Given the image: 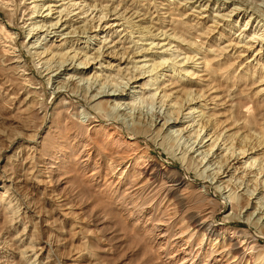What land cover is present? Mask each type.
<instances>
[{"label":"bare ground","instance_id":"1","mask_svg":"<svg viewBox=\"0 0 264 264\" xmlns=\"http://www.w3.org/2000/svg\"><path fill=\"white\" fill-rule=\"evenodd\" d=\"M46 1L33 0L29 2L30 5L27 6L28 8L26 7L31 11L29 19L35 17L42 18L40 21H35L27 25L29 26L27 36L31 35L30 38L36 36L34 42L27 49H29V52L30 49H34L31 54L36 60L37 66L39 65L41 67L40 69L43 68L46 71V76H48L46 81L47 85L50 84V88L52 89L51 93L56 94L55 96L59 93L64 94L65 92L70 95L81 96L83 110L80 113L75 111V114L82 116L83 119L86 118V122L88 123L96 121L95 116L93 118L89 117L91 114L89 111L93 110V113L97 111V117L112 120L125 126L132 136L131 138L121 136V143H127V147L130 146L135 149H140V145L136 141L137 137L140 136L150 138L153 141L158 140L160 141L159 145L162 146L165 143V145L175 147L170 152L174 153L179 150L175 154L180 156L177 158L179 160L180 170L186 172V174L190 170H194L198 178H210V182L212 183L215 180L213 184H215L216 190L223 192L225 195L227 193L226 198L229 200L231 209L230 215L233 213L239 214L241 210L243 211L244 208H248L250 206V197L257 191L254 197L256 200L252 204L253 210L248 214L246 213L247 217L245 219L241 218L243 219L242 223L247 227H255L259 232L264 233V207L262 208V204L264 203L263 0H160V2L153 0L158 11L166 6L164 8L166 9L164 14H167L166 16L169 18L168 21L160 15L161 17L157 19L159 22H157L161 26L156 27V25V28H154L153 20L149 18L151 14L147 15L149 13V10L147 11L148 7L144 6L145 9L141 13L140 11L142 10H139L138 7H133L134 9L129 8L130 5L128 6V4L124 3L125 0H120L119 3L116 2L117 5L111 4L108 10L107 5H101V2H95V0H90L88 3L86 2L88 0H83L82 2L76 0H49L50 2L48 3ZM121 1L123 2L122 5L120 4ZM12 2V0H0V7L6 9L7 12H12L13 7L10 8V6H13ZM58 2L60 3L58 4ZM147 4L150 3L147 2ZM211 4H214V6L211 7ZM215 6L216 8L214 9ZM97 7H100L99 10H96ZM170 7H173L176 11L181 10L180 15L183 18L186 16L190 17L191 15L193 18H197V21H194L195 23H191L193 22V18L191 19L190 17V19L182 24L185 25L190 22L193 26L192 30L194 29L195 39L200 37L199 35H202L207 40L203 41V38H201L202 41L198 39L195 43L191 40L194 37L187 36L192 31L190 33L186 32L187 35L182 32L184 29L182 30L181 27L179 28L182 31L180 29L178 31V25L176 26V23L179 24V22H176L177 19L175 20L174 18H176V15H179V12H176L177 14L173 13ZM105 8L106 13H104ZM121 9L123 11L120 13L119 11ZM89 10L90 13H88ZM94 10L98 12L97 16L96 13L92 15ZM35 12L40 14L32 16ZM108 13L116 15L113 18L117 19V21L121 20V23L114 21L107 25L100 24L99 22L103 21ZM241 14L246 15V24L238 32L235 29L237 23L234 25L233 19L230 17L235 15L240 16ZM134 18H139V22H148L149 24L147 26H142V24L138 23L135 24L133 21ZM164 18L167 20L166 23L169 28H166ZM135 27L136 32L140 33L141 36L138 35L140 38L132 41L135 44L132 47L136 46L134 50L128 51L131 46L124 47L123 44L117 48L120 51H117L116 47L117 43H120L119 40L115 42H113L114 40L110 41L111 45L107 46L109 45L107 38L113 36L114 32H117V28L118 31H126L125 38H127L134 33L133 29ZM0 28L2 30L0 34L2 51L11 56L9 61L13 64V69L20 71L24 76V80L29 83L28 88L32 89L29 94L42 96L43 99L44 95L41 93V88L37 89V87H32V76L30 77L29 75L31 74L26 72L27 67L23 53L18 49L16 43H13L14 40L10 29L2 23H0ZM114 28L116 29L114 30ZM129 28L131 29L129 30ZM198 31L201 34H198ZM246 33H250V35L248 39L246 38L248 41L243 44V40L247 37L245 36ZM216 34L218 35L216 36ZM49 36L57 38L49 39L48 41H44V43L41 41L46 40ZM91 40L97 43L101 42L102 45L97 48H91ZM140 40H150V43H144L149 47L137 46L136 44H139L138 42ZM155 40H158V42L155 43ZM220 40H223L222 43L224 41L226 43L221 45L222 43H218ZM152 47L161 50L160 52H153L150 55L153 56L152 59L150 57L147 59L146 57L148 55L146 54L151 51ZM127 48L129 49L127 50ZM168 50H171V52L169 53ZM248 51L254 53L252 58H244L245 52ZM182 52L183 57H180ZM129 53H132L131 55L134 57H140L134 61L132 58H129ZM165 55L168 56L165 57ZM104 57L118 61L115 64L117 68H113L111 64L109 65V62L107 64V66L109 65L108 67L99 63ZM179 57L181 59L174 61ZM149 60H151V64L142 70L141 68L145 65H139V63L141 64V62ZM123 62L125 64L132 63V66L129 64L131 67H126L125 65V69L120 68L119 65ZM97 63L101 67H98L96 65ZM62 67L63 69L61 70ZM106 67L109 70L107 74L103 73L102 70ZM68 70L69 72L65 73L67 77L60 79L61 74H64L63 72ZM55 71L58 73L53 77L52 73ZM111 72L115 74L112 75ZM145 73L148 74L145 75ZM184 77H186L185 80L182 79ZM119 78H121V81L123 79H126V81L117 82ZM83 81L84 83H82ZM130 83H136V87L134 93L128 97L126 95L131 87ZM193 84L200 85L203 89H193ZM106 86H110V88L106 90ZM142 103H146V107H148L147 105H151V107L156 106L155 108H158V110L152 112L145 119V116H142V112L140 111L143 107V105L142 107L140 105ZM38 104L42 106V102ZM162 107H164V111L161 112ZM45 115L46 111L43 116L45 117ZM160 121L163 122L159 124ZM153 126L154 128H152ZM173 132L177 133V135L174 136ZM181 139H183L182 142ZM92 144L93 153L100 155L102 165L114 171L117 167L115 165H118L120 160L113 154L118 162L114 163L110 159L112 157L111 149H109L110 152L102 153L97 150L94 142ZM109 146L107 145L105 150ZM144 148L140 149L139 153L130 157L128 156L129 158L126 161L123 160L125 164L127 163L121 172V174H124V171H126V177L128 176L126 190L130 194L132 192L133 194L138 192L141 194L152 183H158V185L160 184V186L167 189L166 194H164L165 196L172 194L170 197L167 196L166 200H169V202H172L176 206L181 205V197L173 191L185 181L181 176L177 178L174 176L175 179L173 178V174L179 175V169L175 171L177 174L171 172L170 168L161 165L156 157L149 153L146 148L144 150ZM49 151H46L44 155H50ZM194 153H197L196 157L193 156ZM109 156L111 157L109 158ZM118 156L120 155L118 154ZM212 166L215 167L212 168ZM210 170L213 171L211 172ZM225 173L226 175H224ZM99 174V170H94L93 175L98 176ZM225 177L227 179H224ZM135 178H140V180L143 179L144 181L140 185H137L140 181L136 182ZM242 185L246 190L243 193L237 192V189L242 187ZM135 186H139L136 192H134L136 189L134 188ZM130 189L132 190L129 191ZM207 191L208 189L206 188L204 192ZM150 193L149 191L146 195L149 197ZM146 198L147 196L144 199L147 200ZM127 200L123 199L124 202ZM145 200L142 201V204ZM12 201L5 204L3 220L0 224L12 223L14 220L16 208L14 207L15 204L12 206ZM28 204L27 206H30V203ZM254 214L255 216L252 218L251 216ZM197 215H189L187 217V226H185L192 228L193 233H191V237H194V234L197 233L200 237L194 257H197L198 254L199 256L201 255V247L203 244L207 245L205 252L202 253L206 257L202 264H224V261H221L220 258L217 259L216 256L225 258L224 260L229 259L230 256L232 258L231 262L233 263L229 264H234L235 262V264H238L237 260L240 263L243 261L244 264H264V249L259 250L256 247L259 241L254 236L251 237L250 235V237H247L248 233L244 225L239 224L244 228L243 230L229 227L224 223L214 225L212 215L208 214V216L206 215L207 217L205 216L201 220H199L200 218ZM191 237L188 239V242H191ZM3 242L5 241L3 240ZM241 245H243V249L242 252H239ZM188 249L185 254L191 255L194 248L188 247ZM188 261L189 259L187 260L184 257L182 259L180 258L175 264H187ZM190 264L194 263L191 262ZM225 264L228 263L225 262Z\"/></svg>","mask_w":264,"mask_h":264},{"label":"rangeland","instance_id":"2","mask_svg":"<svg viewBox=\"0 0 264 264\" xmlns=\"http://www.w3.org/2000/svg\"><path fill=\"white\" fill-rule=\"evenodd\" d=\"M12 1L13 6H10V8L13 7L12 12H7L6 9L0 7V23L10 29L14 40H12L13 43H16L18 49L23 53V58L25 59V65L27 67L26 72L31 74L29 75L30 77L32 76V87H37V89L41 88V93L44 96L42 99V96L29 94V92L32 91V89L28 88L29 83L24 80V76L20 71L13 69V64L9 61L11 56L2 51V43H0V222L3 220V211L6 203L13 200L12 206L15 204L14 207L16 208L14 213L15 221L13 220L12 223L0 224V264H175L180 258L182 259L184 257L187 260L189 259L187 264L191 262L194 264H202L206 258L202 253L205 252L207 245L203 244L201 247V255L199 256L198 254L197 257H194L200 237L198 233L194 234V237H191L193 230L192 228L186 227L187 217L192 214H198L199 220L203 219L206 215L208 216V214L212 215V218H214V225H221L224 223L229 227L241 230L244 228L239 224L244 225L248 233L247 237H250V235L251 237L254 236L259 241L256 247L259 250L264 249V233L259 232L255 227L250 228L242 223V218L245 219L247 217L246 215L253 210L252 204H254L256 200L254 197L257 191L251 196L252 198L250 197V206H248V208H244L239 214L233 213L234 215H230L231 209L229 200L226 198L227 193L225 195L223 192L216 190L215 184H213L215 180H213L212 183L210 182V178H198L194 170H190L187 174L180 170L179 160H177L180 156L176 155L179 150L175 151L176 154L175 152L171 153V150L175 147L173 148L170 145H165V143H163V146L159 145L160 141L158 140L153 141L144 136L137 137L136 139L140 145V149L145 147L149 153L156 157L161 165L170 168L171 172L177 174L175 171L179 169V175L173 174V178L175 179V177L181 176L185 181L173 191L181 197L183 205H177V207L172 202H169V200H166L167 196L170 197L172 194H167L165 196L164 194H166L165 192H167V189L160 186V184L158 185V183H152L149 185L150 187L147 185L148 188L144 193L142 192L140 194L138 192L136 195L132 192L130 194L126 190L128 180L126 171H124V174H121L127 165L123 160L126 161L130 156L140 151L139 148L127 147V143H121L123 136L127 138L132 137L130 131L118 122L116 123L112 120L110 121L104 118L102 119V117H97V111H94V114L93 110L89 111L91 113L89 117L93 118V116H95L96 121L88 123L86 122V118L83 119L82 116H77L75 114L83 110L81 106L83 105L81 96L70 95L66 92L64 94L59 93L55 96L56 94L51 93L52 89L50 88V84L47 85L46 81L48 77L46 76V71H44L43 68L40 69L41 67L39 65L37 66L36 60L31 54L34 49H30V52L29 49H27L36 39V36L31 38V35L27 36V31L29 29L27 25L35 21H40L42 18L35 17L29 19L31 11L27 9V6L30 5L29 2L33 0ZM76 1L82 2L83 0ZM119 1L120 0H113L112 2L111 0H95V2H101V5H107V10L111 4L117 5ZM145 1L134 0L133 2V0H125L124 3L128 4V6L130 5L129 8L138 7L139 10H142L140 11L141 13L144 11L145 7H148L147 11L149 10V13L147 15L151 14L149 18L153 20L154 28L161 26L157 20L161 17L160 15L169 21V18L166 16L167 14H164L166 11L164 8H166V6L158 11L153 0H150V2L149 0ZM158 1L160 2V0L156 2ZM48 2L50 1L47 0L46 3ZM86 2L88 3L90 0ZM121 2L120 4L122 5L123 2ZM147 2L150 4H147ZM59 3L60 2H58V4ZM213 6L214 4H211V7ZM99 8L100 7H97L96 10H99ZM170 8L173 13L179 12V15H176V18H174L175 20L177 19L176 22H179V24L175 22L176 26L178 25V31L180 29L179 27H181L182 30L184 29L183 31L180 30L186 35L188 32L190 33L192 31L187 36L194 37L191 40L195 43L198 39L200 41L207 40L202 37V35H199L200 37L195 39L193 33L194 29L192 30L193 26L190 22L186 23V26L182 24L190 19V17L192 19V15L183 18V16L180 15L181 10L176 11L173 7ZM215 8L216 6L214 9ZM96 10H94L92 15L95 13L96 16L98 15ZM122 11L123 9L119 12L121 13ZM106 12L105 8L104 13ZM158 12L159 14L157 15ZM88 13H90V10ZM36 14L40 13L35 12L32 16ZM111 14L108 13V17L106 16L105 19L103 18L104 20L99 23L103 25L110 24L114 21H116V23H118V21L121 23V20L117 21V19L113 18L116 15ZM230 18L233 19L234 25L237 23L235 29H237L238 32H240L239 29L245 27L246 15H235ZM138 19H133L135 24H142V26H147L149 24L148 22H139ZM166 19L164 20V24L167 22ZM194 21H197V18H193V22L191 23H195ZM103 25L101 26L103 27ZM165 25L167 26V23ZM118 28L113 36L107 38L109 44L107 46L111 45L110 41L114 40L113 42H115L119 40L120 43H117L116 49L124 44V47L131 46L130 49L127 48V50L129 49L128 51L134 50L136 46L132 47L135 45L132 41L138 40L141 36L140 33L136 32V27L134 28L135 30L133 29L134 33L127 38H125L126 31H118ZM166 28H169V26ZM115 29L116 28H114V30ZM130 29L131 28H129V30ZM1 33L2 30L0 31V34ZM197 33L201 34L199 31ZM191 34L194 36H191ZM246 34L245 36L247 37H245V41L243 40V44L248 41L247 39L250 35V33ZM217 35L218 34H216V36ZM53 38L57 37L49 36L46 40L41 41L44 43V41H48L49 39L52 40ZM201 38L203 39L201 40ZM145 42L150 43V40H140L138 42L139 44L136 45L148 48L149 46L144 44ZM156 42H158V40H155V43ZM222 42L223 40H220L218 43ZM225 43L226 41L221 45ZM101 45V42L97 43L91 40V48H97ZM160 50L161 49L152 47L151 51L146 54L148 55L146 58L149 59L150 57V59H152L153 56L150 55H152L153 52H160ZM117 51H120V49H117ZM168 52L170 53L171 50H168ZM131 54L132 53H129V58H132L134 61L138 60L140 57H134ZM253 55V52L251 53L248 51L245 52L244 58H252ZM166 56L168 55H165V57ZM180 57H183V52ZM180 57L174 61H178L181 59ZM105 60L106 62H104ZM150 61L151 60L146 62L143 61L141 64L139 63V65H145L144 67L142 66L143 68L141 69L143 70L148 67L151 64ZM108 62L113 68H117L115 64L118 63V61L112 58L104 57L102 61H99V63L104 64V66H107ZM129 64L132 66V63ZM129 64L123 62L119 67L125 69V65L126 67H131ZM96 65L101 67L98 63ZM107 67L102 69L103 73L107 74L109 71ZM62 69L63 67L61 70ZM67 72H69V70L63 72L64 74H61L62 76L60 79L67 77V74H65ZM56 73L58 72L55 71L52 73L53 77H55ZM113 74L115 73H112V75ZM147 74L148 73H145V75ZM182 79L185 80L186 77ZM120 81L121 78L117 80V82ZM125 81L126 79H123L121 82ZM82 83H84V81ZM135 85L136 83L130 85L131 87L127 91L128 93L126 96L130 97L134 93ZM109 88L110 86H106L105 89L108 90ZM192 88L196 90L199 88L203 89L202 86L196 84H193ZM39 102H42V106L38 104ZM140 105L141 107L143 105L140 111L142 112V116H145V119L149 117L152 112L158 110V108H155L156 106L151 107V105H147L148 107H146V103ZM163 108L164 107H162L161 112L164 111ZM45 111L46 115L44 117ZM161 122L163 121H160L159 124H161ZM152 128H154V126ZM173 133L174 136L177 135V133ZM183 133L186 135L185 132ZM182 141L183 139H181V142ZM92 142L95 143L97 150L102 153H107V151L111 149L112 157L109 156V158L111 157L110 159L114 161V163H118L117 159L120 160L118 165H115L117 167L114 171L102 165L100 155L93 153ZM107 145L109 148L105 150ZM46 151H49L50 155H44ZM113 154H115L117 159ZM118 154L120 156H118ZM196 155L197 153L193 154L194 157H196ZM215 166H212V168ZM94 170H99L100 174L98 176L93 175ZM111 172L114 173L112 174ZM224 175H226V173ZM135 179L136 182L140 181L137 185H140L144 181L143 179L140 180V178ZM224 179H227V177ZM152 185L155 186L153 187ZM138 187L139 186L134 187L136 188L134 192L137 191ZM151 187L153 188L150 190ZM206 188L208 191L204 192ZM245 190L246 188L242 185V187L237 189V192L243 193ZM149 191L151 193L153 192L149 194L150 198L146 195ZM145 196H147V200L144 199ZM123 199L128 200L124 202ZM143 200L146 201L143 202L144 205L142 204ZM28 203H30V206H27L29 205ZM263 207L264 203L262 204V208ZM183 216H185V219ZM254 216L255 214L251 217L253 218ZM180 231H184L183 234ZM190 237L191 242H188ZM3 240L5 242H3ZM242 246L243 245L239 247V252H242ZM188 247L194 248L191 255L185 254L189 250ZM257 248L255 249L257 250ZM216 257L224 261V264L225 262L228 264L233 263L231 262L232 258H230V256L229 259L226 260L220 256ZM218 263H220V261H218ZM237 263L244 264L243 261L240 263L239 260H237Z\"/></svg>","mask_w":264,"mask_h":264}]
</instances>
